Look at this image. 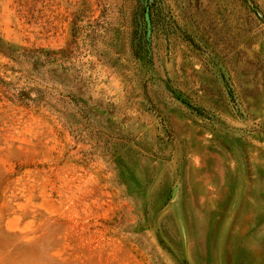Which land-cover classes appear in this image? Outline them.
Here are the masks:
<instances>
[{
  "label": "rangeland",
  "instance_id": "1",
  "mask_svg": "<svg viewBox=\"0 0 264 264\" xmlns=\"http://www.w3.org/2000/svg\"><path fill=\"white\" fill-rule=\"evenodd\" d=\"M0 264H264V0H0Z\"/></svg>",
  "mask_w": 264,
  "mask_h": 264
},
{
  "label": "water",
  "instance_id": "2",
  "mask_svg": "<svg viewBox=\"0 0 264 264\" xmlns=\"http://www.w3.org/2000/svg\"><path fill=\"white\" fill-rule=\"evenodd\" d=\"M145 20H146V23H147V26L149 25V18H148V13L146 12L145 13Z\"/></svg>",
  "mask_w": 264,
  "mask_h": 264
}]
</instances>
